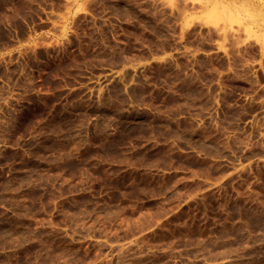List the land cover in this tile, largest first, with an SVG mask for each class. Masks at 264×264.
<instances>
[{
	"label": "rangeland",
	"instance_id": "1",
	"mask_svg": "<svg viewBox=\"0 0 264 264\" xmlns=\"http://www.w3.org/2000/svg\"><path fill=\"white\" fill-rule=\"evenodd\" d=\"M0 264H264V0H0Z\"/></svg>",
	"mask_w": 264,
	"mask_h": 264
},
{
	"label": "crops",
	"instance_id": "2",
	"mask_svg": "<svg viewBox=\"0 0 264 264\" xmlns=\"http://www.w3.org/2000/svg\"><path fill=\"white\" fill-rule=\"evenodd\" d=\"M230 63H232V60L230 61Z\"/></svg>",
	"mask_w": 264,
	"mask_h": 264
}]
</instances>
